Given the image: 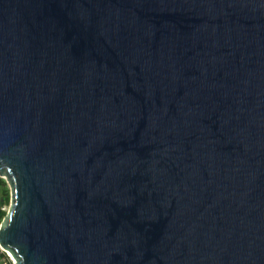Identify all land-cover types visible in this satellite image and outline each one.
Segmentation results:
<instances>
[{
  "label": "water",
  "instance_id": "obj_1",
  "mask_svg": "<svg viewBox=\"0 0 264 264\" xmlns=\"http://www.w3.org/2000/svg\"><path fill=\"white\" fill-rule=\"evenodd\" d=\"M2 175L14 264H264V0H0Z\"/></svg>",
  "mask_w": 264,
  "mask_h": 264
},
{
  "label": "rangeland",
  "instance_id": "obj_2",
  "mask_svg": "<svg viewBox=\"0 0 264 264\" xmlns=\"http://www.w3.org/2000/svg\"><path fill=\"white\" fill-rule=\"evenodd\" d=\"M1 178H3V180L5 181L3 175L1 176ZM5 189H7L8 198H6ZM9 203H10V188L7 182L5 181V185H0V209L1 210L3 209V211L6 212L9 207ZM0 251L4 252V255L0 258L3 264L7 263L8 261L10 262V264H14V260L10 256L9 252L5 251L1 246H0Z\"/></svg>",
  "mask_w": 264,
  "mask_h": 264
},
{
  "label": "trees",
  "instance_id": "obj_3",
  "mask_svg": "<svg viewBox=\"0 0 264 264\" xmlns=\"http://www.w3.org/2000/svg\"><path fill=\"white\" fill-rule=\"evenodd\" d=\"M0 185H5V181L3 180V178L0 177ZM5 194H6V198H8V194H7V189H5ZM5 214V211L3 210H0V221L2 219V217L4 216ZM4 255V252L3 251H0V258ZM8 264H10V262L8 261L7 262ZM7 263H4V264H7ZM0 264H3L0 260Z\"/></svg>",
  "mask_w": 264,
  "mask_h": 264
},
{
  "label": "built area",
  "instance_id": "obj_4",
  "mask_svg": "<svg viewBox=\"0 0 264 264\" xmlns=\"http://www.w3.org/2000/svg\"><path fill=\"white\" fill-rule=\"evenodd\" d=\"M1 210V209H0ZM3 210V209H2Z\"/></svg>",
  "mask_w": 264,
  "mask_h": 264
}]
</instances>
